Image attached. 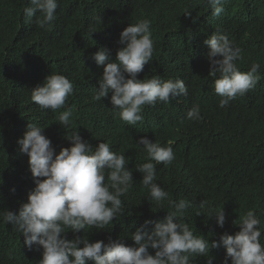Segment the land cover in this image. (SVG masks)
I'll return each instance as SVG.
<instances>
[{
	"label": "trees",
	"instance_id": "obj_1",
	"mask_svg": "<svg viewBox=\"0 0 264 264\" xmlns=\"http://www.w3.org/2000/svg\"><path fill=\"white\" fill-rule=\"evenodd\" d=\"M27 4L28 0H0V214L17 213L35 187L29 158L17 144L27 125L34 123L45 128L57 153L70 146L65 137L79 131L93 148L107 142L129 160L134 183L121 197L123 214L102 230L86 228L78 234L90 242L107 243L111 237L125 239L130 246L131 232L146 220H163L174 210L169 201L185 199L191 206L178 222L187 223L194 235L210 243L225 231L235 235L240 229L233 222L253 210L264 245V0H223L219 16L212 15L205 0H58L56 19L45 29L35 18L26 22ZM141 19L151 21L154 51L138 78L181 79L188 95L145 105L143 122L129 126L114 114L111 93L94 99L103 68L90 55L106 47L114 57L120 32ZM217 31L242 50L237 61L242 72L253 63L260 65L259 82L226 108L218 106L221 97L208 76L209 49L203 43ZM52 73L73 83V93L56 112L31 100V90ZM194 105H199L202 119L188 120L186 113ZM68 109L71 126L65 130L58 116ZM145 136L161 146L170 144L175 154L171 164L156 165L155 182L169 194L162 209L148 199L142 174L136 171V165L147 162L142 146L136 144ZM222 208L226 222L220 228L208 214ZM66 236L75 238L72 231ZM209 255L215 258L213 264H222L226 250L214 248ZM41 258L35 245L28 248L21 233L0 220V264H38ZM206 260L195 257L191 264Z\"/></svg>",
	"mask_w": 264,
	"mask_h": 264
},
{
	"label": "clouds",
	"instance_id": "obj_2",
	"mask_svg": "<svg viewBox=\"0 0 264 264\" xmlns=\"http://www.w3.org/2000/svg\"><path fill=\"white\" fill-rule=\"evenodd\" d=\"M205 4L213 16L224 11L223 0H205ZM57 8L58 0H28L23 15L26 22L35 18L36 25L45 29L56 19ZM185 15L191 16V13L185 12ZM150 25V20L141 19L124 28L119 34L120 47L114 57L106 47L90 55V59L103 68L94 99L101 100L111 93L114 114L129 126L143 122L145 105L170 103L188 95V88L181 79L165 80L159 75L138 78L152 60L154 47ZM203 43L209 49L208 76L213 78L215 94L221 97L218 106L226 108L231 100L243 96L259 82L260 65L253 63L247 72H242L237 66L242 50L218 31ZM72 93L73 83L61 74L52 73L31 90V100L41 109L56 112L65 106ZM71 116V109L58 116L65 130L71 126ZM186 118L202 119L199 105L189 109ZM44 129L29 123L22 138L17 139L19 152L29 158L35 187L28 192L26 202L20 204L17 213L6 210L0 214L3 223L11 224L21 233L24 245L30 249L35 245L36 250L41 251L38 264H191L193 258L200 256L207 257L206 264H213L215 258L209 255L210 250L219 247L226 250L222 264H264L260 220L253 210L240 216L238 223L233 222L240 229L235 235L225 231L218 241L210 243L194 235L187 223L178 222L191 206L185 199L169 201L174 210L167 212L163 220H146L131 232L133 244L130 246L121 238L109 237L107 243L90 242L78 235L86 228L102 230L123 214L121 197L134 183L129 160L123 152H113L107 142H100L93 148L79 131L68 134L65 138L70 146L57 153L52 141L44 135ZM136 144L142 146L147 160L136 165V171L142 174L140 183L148 189V199L162 209V202L169 194L155 182L156 165L171 164L175 159L173 148L170 144L161 146L146 136L140 137ZM200 207H204V202ZM208 217H215L216 224L224 227L223 208L209 212ZM69 231L74 239L67 238Z\"/></svg>",
	"mask_w": 264,
	"mask_h": 264
}]
</instances>
